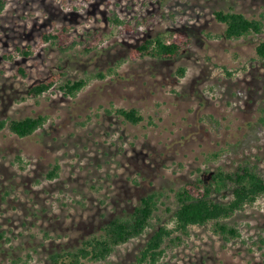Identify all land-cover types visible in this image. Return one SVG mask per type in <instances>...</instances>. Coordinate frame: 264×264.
Returning <instances> with one entry per match:
<instances>
[{
	"label": "rangeland",
	"instance_id": "rangeland-1",
	"mask_svg": "<svg viewBox=\"0 0 264 264\" xmlns=\"http://www.w3.org/2000/svg\"><path fill=\"white\" fill-rule=\"evenodd\" d=\"M218 9L263 15L262 33L226 39L213 15ZM65 26V50L40 42L43 32ZM178 30L191 35L178 58L129 59L146 37ZM262 39L264 0H6L0 120H47L27 137L0 130V264H51L52 253L75 249L109 220L127 217L143 195L160 191L157 216L142 235L103 261L82 263L132 264L158 225L173 226V190L218 167L255 164L264 176V129L257 124L264 59L255 52ZM28 43L32 56L3 57ZM58 71L64 76L51 90L27 96L31 83ZM80 78L87 84L75 96L61 93L58 85ZM117 107H135L143 120L133 125L105 110ZM55 164L58 174L48 179ZM224 221L241 236L224 240L213 221L191 225L179 245L165 242L158 264H264V195Z\"/></svg>",
	"mask_w": 264,
	"mask_h": 264
},
{
	"label": "trees",
	"instance_id": "trees-1",
	"mask_svg": "<svg viewBox=\"0 0 264 264\" xmlns=\"http://www.w3.org/2000/svg\"><path fill=\"white\" fill-rule=\"evenodd\" d=\"M5 3L6 0H0V13ZM213 15L224 25L222 36L226 39H238L263 31L261 14L259 17H247L233 9H218ZM112 20L124 24V21L117 16L112 17ZM67 29L68 27L65 26L61 31L54 29L43 32L39 38L40 42L55 43L65 50V46L60 42ZM190 43L191 35L186 30L174 31L167 36L155 34L137 44L128 57L131 61L146 56L159 60H172L178 58ZM255 52L258 58L264 59V39L256 44ZM33 53V46L28 43L25 47L15 46L12 52L3 53V57L13 60L15 55L29 57ZM18 72L22 76L27 75L22 66L18 67ZM177 73L183 76L185 68L179 67ZM63 76L64 73L60 71L52 72L48 77L31 83L26 91L27 96L37 98L48 92ZM94 76L104 78L105 74L98 72ZM86 84L85 78L68 79L58 85V88L64 96H75ZM105 110L108 114H115L124 122L133 125L143 120V115L135 107ZM46 120L47 116L42 114L28 115L22 119L0 120V130L7 127L17 136L27 137L42 127ZM257 124L264 129V111L257 117ZM58 169V164H55L52 170L47 172L46 177L53 179L57 176ZM173 192L177 204L173 212V226L158 225L141 247L132 264H158L165 253V242L168 241L174 246L179 245L183 236L189 235L191 225H205L213 221V232L224 240L240 237L238 227L224 220L246 205H252L258 197L264 195V176L259 173L255 164L245 163L233 171L218 167L203 178L185 182ZM162 196L163 193L160 191L146 193L127 217L118 216L109 220L101 227L98 235H91L82 240L81 245L73 250L65 249L52 253L51 264H82L85 261L97 262L107 259L117 246L139 237L151 226L152 219L157 216ZM224 198L228 199L224 200ZM2 236L0 234V238Z\"/></svg>",
	"mask_w": 264,
	"mask_h": 264
}]
</instances>
